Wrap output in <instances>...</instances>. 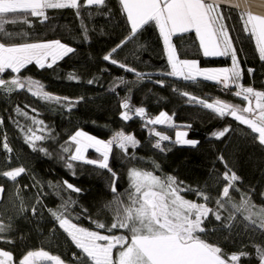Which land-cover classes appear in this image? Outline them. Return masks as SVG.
<instances>
[{"label":"trees","instance_id":"1","mask_svg":"<svg viewBox=\"0 0 264 264\" xmlns=\"http://www.w3.org/2000/svg\"><path fill=\"white\" fill-rule=\"evenodd\" d=\"M220 8L238 55L240 83L264 92V61L259 57L255 40L243 31L238 10ZM46 15L48 18L43 22L41 18L29 16L30 26L5 24L8 33L26 32L28 35H0V42L18 44L59 40L74 51L57 61L52 68L40 69L31 64L21 69L20 73L6 70L3 79L31 77L39 81L47 92L78 102L68 110L38 99L27 89L11 93L0 91V172L21 166L27 170L15 182L0 176V186L4 188L0 197V222L10 225L8 231L0 234L4 238L0 239V250L12 253L13 264H18L28 251L41 249L59 256L64 264L86 262V257L74 247L49 211H63L60 206L69 198L74 203L68 207L66 215H70L73 223L105 235H128L127 230L108 232L107 229H98L93 223L99 221L110 226L116 216V206L111 204L114 195L110 190L111 173L82 162H72L73 168L68 169L60 158L68 155L61 146L77 130L103 141H108L115 132L123 131L139 141L135 149H128L127 156L115 147L110 153L109 166L117 175L116 186L120 193L128 188L130 168L152 171V162L155 161L160 165L156 175H172L184 186L204 190L211 197L207 202L210 208H216V198L227 183L223 173L230 169L240 178L236 182L240 191L231 190L232 200L239 203L241 195L246 194L255 206L254 212L264 208V146L253 139L256 134L231 116L219 117L211 110L189 103L188 98L181 95V92H187L208 102L220 99L246 106L247 102L233 95L236 91L234 86L231 92L225 93L221 91V85L212 81L198 79L193 83L166 75L170 67L163 39L154 22L144 25L112 55V59L119 63L147 74L143 80L118 64L105 61L103 57L130 35V25L126 15L121 12L118 0H105L102 7H82L79 16L71 8L48 9ZM82 26L88 30L87 39ZM197 39L193 32L173 36L172 43L180 59L197 61L200 68L231 65L230 58L205 57ZM249 69H252L251 73ZM70 74L79 79L70 80ZM121 78L125 83H120ZM89 80L93 83L89 84ZM126 97L133 109L143 107L147 117L154 118L162 111L167 113L172 117L173 126L147 125L135 116L124 121L121 119L123 109L120 105ZM17 108L29 117L42 120L50 130V133L37 132L38 135L50 134L53 137L37 142L50 155L33 151L25 143L27 126L31 125L33 129L36 126L31 124L30 119L19 115ZM225 127L230 131L224 137L216 139L211 136L212 132ZM152 128L170 137L168 141L161 142L164 151L153 147L158 137L150 132ZM178 130H185L188 139L199 143L195 147H182L175 143ZM5 136L13 150L11 153L3 148ZM133 154L136 158L130 159ZM86 157L101 158L99 153L93 151H89ZM219 157H223V160ZM64 181L81 191L77 193L66 189ZM182 195L188 200L204 202L195 192ZM123 199L127 201V197ZM230 213L235 215V219L229 227H225L229 223ZM247 214L235 212L230 205L221 210L223 222L210 214L204 222L206 231L200 234L201 238L219 246L225 254L247 253V256H241L237 264H260L256 246L264 248V230L245 220ZM253 219L259 223L258 217L254 216Z\"/></svg>","mask_w":264,"mask_h":264},{"label":"snow or ice","instance_id":"2","mask_svg":"<svg viewBox=\"0 0 264 264\" xmlns=\"http://www.w3.org/2000/svg\"><path fill=\"white\" fill-rule=\"evenodd\" d=\"M118 3L121 6L122 14L126 15L130 25V35L103 57L105 61L118 64L126 71L135 73L139 80H143L147 74L137 72L134 68L119 63L112 59V55L132 39L144 25L154 22L163 39L170 67V71L166 75L193 83L202 78L205 81H214L223 89H230L234 86L236 91L233 95L247 101V105L241 107L220 99L208 102L206 99L187 92H181V95L186 96L189 103L211 110L219 117L231 116L240 124L246 125L251 133L256 134L253 139L264 146V92L256 91L250 86L245 87L240 83L241 69L236 50L220 8L221 4H228L238 10L243 31L255 40L259 57L264 61V0H118ZM104 5L105 0H0V35L26 37L28 35L26 32L8 33L5 24L22 23L30 26L29 16L41 18L43 22L48 18L46 15L48 9L71 8L75 9L79 16L82 7H102ZM192 30L195 31L205 57L230 55L232 66L230 68L202 69L198 66L197 61L180 59L173 46L172 38L176 34L188 33ZM87 31V28L83 27L85 39H87ZM73 51L72 47L59 40L18 44L0 42V74L5 73L6 70L20 73L21 69L33 63L40 69L52 68L57 61ZM248 71L251 73L252 69ZM68 78L70 80L79 79L72 74ZM88 83L92 84L93 81L89 80ZM120 83H125L123 78L120 79ZM19 89H27L38 99L46 103L61 105L68 110L78 102L69 97H60L47 92L39 81L33 80L31 77L14 76L8 80L0 78V91L11 93ZM120 106L123 109L121 119L124 121L135 116L145 121L147 125L167 124L169 127L173 126L172 117L167 113L162 111L154 118L147 117L145 109L143 107L133 109L127 97ZM16 111L19 115L30 119L31 124L36 126L35 129L31 125L27 126V131L24 134L25 143L33 151L50 155L46 148L37 144L39 141L53 138L50 134H37V132L50 133L44 122L35 117H29L19 108ZM32 111L36 110L32 109ZM188 127L190 128L191 125ZM229 131L230 129L225 127L212 132L211 136L220 139ZM150 132L158 137L153 147L164 151L161 142L168 141L170 137L156 131L155 128L150 129ZM187 135L185 131H177L175 143L195 147L199 141L187 139ZM4 140L3 148L6 152L11 153L13 150L6 142V136ZM138 144L139 141L133 135L123 131H117L108 141H102L77 130L69 137V141L61 146L62 151L68 155L60 158L65 161L68 169L73 168L72 162H82L94 165L99 169H106L111 173L113 179L110 183V190L114 194L111 204L116 206V216L110 226L99 221H93V223L98 229H107L108 232L115 229H126L128 232V235H105L73 223L70 215H66L68 207L74 203L71 198L65 200L60 206L63 211L50 209L51 215L58 221L60 228L71 238L75 247L81 250L83 257H86V262L83 264H237L241 256H247V253L225 254L219 246L206 242L200 235L206 231L204 222L210 214L217 221L223 222L221 210L227 209L229 205L235 212H247L244 219L258 229L264 230V208H261L259 212H254L255 206L250 203V198L246 194L241 195L239 203L232 200L231 190L240 191L236 187V182L240 178L230 169L226 170L223 173V179L227 183L216 198V208H210L207 206V202L211 200V197L204 190L184 186L182 181H177L172 175H156L155 172L159 170L160 165L153 161L152 171L136 167L130 168L128 170V188L120 193L116 186L117 175L109 166L110 153L115 147L127 156L128 149H135ZM73 145L74 151L72 150ZM88 149H94L101 158L86 157L85 153ZM129 158L135 159L136 157L133 154ZM219 159L223 160V157H219ZM225 167L227 169L226 164ZM26 171L21 166L2 171L0 176L15 182ZM64 186L72 192L81 191L67 181H64ZM3 191V186H0V193ZM187 192H195L196 196L202 198L204 202L198 203L186 199L182 193ZM123 197H127V201ZM254 216L258 217L259 223L253 219ZM234 219L235 215L230 213L229 223L225 227H229ZM9 228L10 225L0 222V234L5 233ZM0 239L4 238L0 236ZM114 250L116 251L114 252ZM256 250L260 264H264V248L256 246ZM77 259H81V257H77ZM41 262L64 264L59 256L51 255L42 249L28 251L19 259L18 264H41ZM0 264H13L12 253L0 250Z\"/></svg>","mask_w":264,"mask_h":264},{"label":"rangeland","instance_id":"3","mask_svg":"<svg viewBox=\"0 0 264 264\" xmlns=\"http://www.w3.org/2000/svg\"><path fill=\"white\" fill-rule=\"evenodd\" d=\"M228 9V8H227ZM190 32H192V31H190ZM181 35V34H180ZM234 47V46H233ZM236 50V49H235ZM237 54V53H236ZM230 59H231V56L229 55L228 56ZM215 58H219V56L218 57H215ZM237 58H238V55H237ZM232 62V61H231ZM238 62H239V60H238ZM34 64V63H33ZM232 66V65H231ZM230 66V67H231ZM238 122V121H237ZM178 131H185V130H178ZM186 132V131H185ZM89 135V134H88ZM187 138V137H186ZM188 139V138H187ZM175 140H176V134H175ZM103 141V140H102ZM180 146H182V147H193V146H191V145H184V144H179ZM89 151H93V152H96L94 149H88V151L85 153V155L89 152ZM97 153V152H96ZM22 175V174H21ZM8 179V178H7ZM18 179V178H17ZM59 224V223H58ZM60 227V226H59ZM61 229V228H60ZM62 231H63V233H64V230L63 229H61ZM123 230H126V229H123ZM66 233V232H65ZM127 234H128V232H126ZM67 234V233H66ZM68 237V236H67ZM70 238V237H69ZM71 239V238H70ZM72 241V240H71ZM74 244V243H73ZM74 247H75V245H74ZM76 248V247H75ZM77 249V248H76ZM78 251H81V250H79V249H77ZM116 250H114V252H115ZM47 263H49V264H51V262H47Z\"/></svg>","mask_w":264,"mask_h":264},{"label":"crops","instance_id":"4","mask_svg":"<svg viewBox=\"0 0 264 264\" xmlns=\"http://www.w3.org/2000/svg\"><path fill=\"white\" fill-rule=\"evenodd\" d=\"M220 7H224V8H231V9H235V8H233L232 6H230V5H228V4H221L220 5ZM192 32L193 33H195V31L194 30H192ZM182 34H185V33H182ZM176 35H180V34H176ZM175 35V36H176ZM196 35V34H195ZM198 40V39H197ZM199 41V40H198ZM218 57V56H217ZM209 58H215V57H209ZM219 58H229L228 56H219ZM231 65H232V62H231ZM230 65V66H231ZM230 66H227V67H229L230 68ZM221 68H224V67H221ZM203 69V68H202ZM199 79H202V78H199ZM212 82H214V81H212ZM215 83V82H214ZM246 126V125H245ZM247 127V126H246Z\"/></svg>","mask_w":264,"mask_h":264},{"label":"bare ground","instance_id":"5","mask_svg":"<svg viewBox=\"0 0 264 264\" xmlns=\"http://www.w3.org/2000/svg\"><path fill=\"white\" fill-rule=\"evenodd\" d=\"M4 75H5V74L3 73V77H2V78H4ZM232 89H233V87H231V88H230V89H228L227 91H228V92H231L230 90H232ZM234 96H235V95H234ZM235 97H236V96H235ZM237 98H238V97H236V99H237ZM238 99L242 100V98H241V97H239ZM246 102H247V101H245V103H246Z\"/></svg>","mask_w":264,"mask_h":264},{"label":"built area","instance_id":"6","mask_svg":"<svg viewBox=\"0 0 264 264\" xmlns=\"http://www.w3.org/2000/svg\"><path fill=\"white\" fill-rule=\"evenodd\" d=\"M3 77V74H0V78H2ZM228 89H223V87H221V91L222 92H225V93H228V91H227ZM239 98V97H238Z\"/></svg>","mask_w":264,"mask_h":264},{"label":"flooded vegetation","instance_id":"7","mask_svg":"<svg viewBox=\"0 0 264 264\" xmlns=\"http://www.w3.org/2000/svg\"><path fill=\"white\" fill-rule=\"evenodd\" d=\"M41 264H46L45 262H41Z\"/></svg>","mask_w":264,"mask_h":264},{"label":"water","instance_id":"8","mask_svg":"<svg viewBox=\"0 0 264 264\" xmlns=\"http://www.w3.org/2000/svg\"><path fill=\"white\" fill-rule=\"evenodd\" d=\"M2 193H0V197H1ZM1 199V198H0Z\"/></svg>","mask_w":264,"mask_h":264}]
</instances>
